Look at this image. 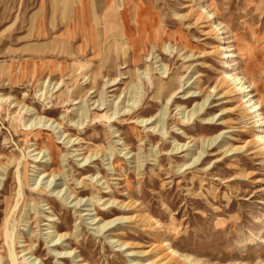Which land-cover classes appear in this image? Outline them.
<instances>
[{"label": "rangeland", "instance_id": "1", "mask_svg": "<svg viewBox=\"0 0 264 264\" xmlns=\"http://www.w3.org/2000/svg\"><path fill=\"white\" fill-rule=\"evenodd\" d=\"M236 83L264 114V0H0V264H264Z\"/></svg>", "mask_w": 264, "mask_h": 264}, {"label": "bare ground", "instance_id": "2", "mask_svg": "<svg viewBox=\"0 0 264 264\" xmlns=\"http://www.w3.org/2000/svg\"><path fill=\"white\" fill-rule=\"evenodd\" d=\"M126 15V14H125ZM155 18V17H154ZM122 20L124 19V18H121ZM140 20H142V19H140ZM149 20V19H148ZM128 21V20H127ZM148 22V21H147ZM140 23V22H139ZM139 23H137L138 24V28H139V31H140V24ZM142 23V22H141ZM122 24H125L123 21L121 22V25ZM143 24V23H142ZM141 24V25H142ZM149 25V24H148ZM137 26V25H136ZM94 27V26H93ZM133 28V27H132ZM148 28H150V27H148ZM129 29V28H128ZM160 29V28H159ZM94 30V29H93ZM133 31V30H132ZM155 31V30H154ZM134 32V31H133ZM166 32V31H165ZM156 34L154 35V37L156 38V37H159V33H157V32H155ZM161 33V32H160ZM129 34H130V32H129ZM135 34V33H134ZM131 35V34H130ZM137 36V35H136ZM134 37V36H133ZM141 37V36H140ZM154 38V39H155ZM134 40V39H133ZM136 42V41H135ZM94 43H96V42H94ZM97 44V43H96ZM94 47V46H93ZM230 49V48H229ZM241 49V48H240ZM248 49V48H247ZM247 49H245V50H247ZM231 50V49H230ZM251 50V49H250ZM97 52V51H96ZM232 55L230 54V52H228L227 53V55H226V57L227 58H230ZM228 77V76H227ZM235 80H240L238 77H235L234 78ZM241 81V80H240ZM241 83V82H240ZM236 84H238L239 85V87H238V90L240 89V90H242L243 91V93H245V94H247V97H248V99H247V101H245V102H247L248 104H251V108H252V110L254 111V113H255V115H253V116H256L258 119V121L261 123V125H262V127H264V114H263V112H261V110H262V106H261V104H260V102L259 101H254V99H253V96H251L250 95V93H251V88H249V86H245L244 84H242V85H240L239 83H236ZM114 85V84H113ZM223 86V85H222ZM235 88V87H234ZM250 112H252V111H250ZM194 114V113H193ZM193 114H192V116H193ZM38 134V133H37ZM259 138V137H258ZM43 139V138H42ZM260 141H262V143H263V146H264V135L263 136H261L260 138ZM52 142V141H51ZM237 148V147H236ZM235 148V149H236ZM55 150V149H54ZM263 150H264V147H263ZM17 174H18V172H17ZM19 179H20V177H19ZM50 183H52V181L50 182ZM19 184H20V186H22V182H21V179H20V182H19ZM60 194V193H59ZM134 217V216H133ZM121 218V217H120ZM125 218V217H124ZM122 219V218H121ZM10 220V219H9ZM123 220V219H122ZM11 221V220H10ZM113 221V220H112ZM118 221V220H117ZM124 221V220H123ZM128 221V220H127ZM9 222V221H8ZM107 222V221H106ZM116 222V221H115ZM12 223V222H11ZM110 223V222H109ZM11 226H9V227H7V229H6V242H7V245H8V247H9V254L11 255V258H12V261H13V263L14 264H18V260H17V254H15V250H14V241H15V238H14V230H15V228H14V225H12V224H10ZM105 226V225H104ZM61 238H62V236H60ZM161 241V240H160ZM5 242V243H6ZM161 243H163V241H161ZM169 243L167 242V243H163L162 244V252L160 253V255L158 256V258L157 259H155L154 261H152V263H156V264H161L160 262H162V263H167L170 259H172V257L174 258V257H176V253H175V250H173V249H171V248H165L166 246L165 245H168ZM128 245V244H127ZM170 249V250H169ZM159 250V249H158ZM147 252V251H146ZM177 259H179V257H177ZM164 261V262H163ZM34 264V263H33Z\"/></svg>", "mask_w": 264, "mask_h": 264}]
</instances>
